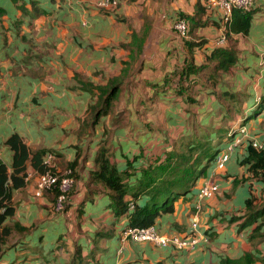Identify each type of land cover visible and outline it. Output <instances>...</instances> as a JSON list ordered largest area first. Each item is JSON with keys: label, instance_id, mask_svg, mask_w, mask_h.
<instances>
[{"label": "crops", "instance_id": "1", "mask_svg": "<svg viewBox=\"0 0 264 264\" xmlns=\"http://www.w3.org/2000/svg\"><path fill=\"white\" fill-rule=\"evenodd\" d=\"M97 1L0 0V160L9 169L5 139L16 132L31 150L44 151L42 159L52 152L53 169L70 166L75 175L68 202L56 211L54 190L34 193L39 172L26 162L24 185L11 191L0 264H218L244 252L264 256V239L250 238L256 222L240 226L245 200L264 199V181L241 162L250 140L264 146V0H253L246 31H229L221 44L213 42L220 10L204 0H119L112 7ZM180 16L187 36L172 28ZM215 47L234 53L225 69L207 59ZM185 65L192 69L183 74ZM112 88L107 109L91 123V107ZM213 103L222 124H205L217 142L212 159L172 210L153 220L160 233L179 235L195 220L202 238L176 248L124 236L127 217L114 213L109 190L91 178L98 148L121 172L126 202L141 203L145 194H129L140 168L177 149L186 120L204 126L201 112L210 117ZM238 125L246 137L216 165L215 153ZM207 182L215 191L197 200Z\"/></svg>", "mask_w": 264, "mask_h": 264}, {"label": "trees", "instance_id": "2", "mask_svg": "<svg viewBox=\"0 0 264 264\" xmlns=\"http://www.w3.org/2000/svg\"><path fill=\"white\" fill-rule=\"evenodd\" d=\"M248 24L249 12L233 10L231 20L226 26L225 36L229 31L245 32ZM207 59H215V67L225 69L234 60V53L228 48L215 47ZM198 66L201 67V64ZM188 69L191 71L192 67L185 65L183 74L188 73ZM112 93L113 88L107 90L102 97L100 96V105L91 107V123L107 109ZM260 107L261 102L258 103L253 113H256ZM5 143L12 153L9 169L0 160V253L9 233V227L4 224V220L13 212L10 202L11 191L24 185L26 162L29 161L30 165L39 173L46 170L42 163L44 152L42 149L31 150L16 132L11 133L5 139ZM183 145V150L177 151L175 148H171L165 153L163 159L140 168L137 188L130 191L129 194L132 198L140 193L145 194L146 197L141 203L134 202L130 209L127 208V202L124 199V195L129 190L122 181L121 172L108 161L106 149L103 146L98 148L93 158L94 168L90 171L91 178L102 183L109 190L114 213H124L128 220L127 226L153 224V220L158 214L172 210L174 200L188 191L194 180L204 172L214 153L208 133L205 132L200 137H192ZM241 162L246 163L249 172L255 176L258 175L264 181V146L255 148L248 145L247 153ZM252 201L251 196L245 200V212L240 226L256 222L251 228L250 238L258 236L259 239H264V202L260 206H256ZM256 260L259 261L257 264H264V256H256L250 251L244 252L237 258L222 257L218 264H254Z\"/></svg>", "mask_w": 264, "mask_h": 264}, {"label": "built area", "instance_id": "3", "mask_svg": "<svg viewBox=\"0 0 264 264\" xmlns=\"http://www.w3.org/2000/svg\"><path fill=\"white\" fill-rule=\"evenodd\" d=\"M119 0H98L96 6L98 7H112L117 4ZM204 5L207 9L218 8L220 10V33L214 39V43H223L225 39V30L227 24L231 20V14L233 10H239L241 12H250L253 6V0H204ZM172 28L180 35L185 36L187 32V21L185 18L177 17L172 22ZM237 132L233 135L232 131L228 132L231 135L230 140L218 149L214 156V162L220 166L228 159L233 147L241 141V137H246V131L243 125L236 127ZM249 145L255 148H262L261 143L255 140H250ZM54 154L47 152L42 159L46 170L38 173L35 177V194H40L42 190H54V200L51 204L53 210L60 211L64 208L69 200L71 191L73 190L75 183L74 170L70 166H65L63 170L58 171L52 168V160ZM26 177V176H25ZM216 189V185L211 182L203 183L200 185L196 192V198L199 200L201 197L211 195ZM133 206L131 200L127 201V208L130 209ZM191 231L185 235H179L177 233L164 234L160 233L153 224L146 226H134L123 229L124 236L129 237L134 241L149 240L160 245H172L176 248L187 247L193 245L199 238H202L196 231V221L192 220L190 223Z\"/></svg>", "mask_w": 264, "mask_h": 264}, {"label": "rangeland", "instance_id": "4", "mask_svg": "<svg viewBox=\"0 0 264 264\" xmlns=\"http://www.w3.org/2000/svg\"><path fill=\"white\" fill-rule=\"evenodd\" d=\"M180 17H182V16H180ZM182 18H184V17H182ZM185 36H187V32H186V35ZM219 44H221V43H219ZM264 56H262V58H263ZM263 60H264V58H263ZM204 72V71H203ZM214 72H215V70H214ZM175 80H176V84H177V82H178V80L179 79H176L175 78ZM158 92L159 90H154V92ZM150 97H152V96H150ZM155 97H156V94H155ZM199 97H197V99H198ZM155 101V103H156V100L153 98V99H151V102L152 101ZM151 106V104H150V102L148 103V106ZM121 105L119 104V105H114V108H117L118 109V113H120V115H122V113L123 112H121ZM206 107H211V106H206ZM205 107V108H206ZM159 108H160V106H159ZM186 108H188V110H189V112H190V106H187L186 105ZM185 109V108H184ZM152 111V110H151ZM252 110H250V112H251ZM249 112V113H250ZM189 114V113H188ZM200 117L202 118V120H204V126H198L199 128H198V130L196 129V124H194V122H193V119H192V121L191 120H186L185 122H184V131L183 132H181L182 134H184V136H182L181 135V137L180 138H177V140H176V144H175V146H177L176 148V150L177 151H181V150H183L184 149V143L185 142H187V141H189L191 138H189L190 137V135L189 134H192V132L194 131V132H196V134H199L200 136L203 134V133H205V132H207V130H209V129H205V128H207V125H205V124H207V123H210L209 125L210 126H212V127H217V126H219V124H222V121H221V123H220V121H219V119H222V112H220V110H219V105L218 104H216V103H213V105H212V110H211V112H210V117H209V113L207 112V111H204V112H201V115H200ZM166 121L164 120V123H165ZM201 124V123H200ZM202 125V124H201ZM159 126H160V124H159ZM231 127L232 126H234V123L233 124H231L230 125ZM161 127V126H160ZM202 127L205 129V130H202ZM196 130V131H195ZM214 133H212L211 135H213ZM216 136L218 137V138H220L222 135L221 134H218L217 132H216ZM215 140V137H213V139H212V141H214ZM212 143V145H215V144H217V142H211ZM131 168V167H130ZM131 169H133V168H131ZM61 170H63V168L62 169H59L58 171H61ZM130 172H132V171H130ZM133 179V176H132V178H131V180ZM74 188V187H73ZM55 195V194H54ZM256 201V200H255ZM264 202V199L263 200H257L256 201V203L254 204V205H256V206H260L262 203ZM65 207V206H64ZM199 208H200V206H199ZM199 208H198V210H199ZM258 237V236H257ZM256 239V238H255Z\"/></svg>", "mask_w": 264, "mask_h": 264}, {"label": "clouds", "instance_id": "5", "mask_svg": "<svg viewBox=\"0 0 264 264\" xmlns=\"http://www.w3.org/2000/svg\"><path fill=\"white\" fill-rule=\"evenodd\" d=\"M218 151V150H217ZM216 154V153H215ZM215 156V155H214ZM214 159V158H213Z\"/></svg>", "mask_w": 264, "mask_h": 264}]
</instances>
